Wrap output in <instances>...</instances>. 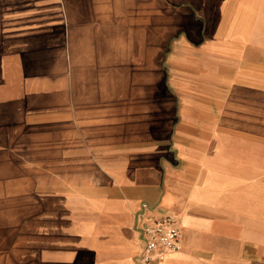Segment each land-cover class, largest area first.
<instances>
[{
  "label": "crops",
  "instance_id": "0c3cea01",
  "mask_svg": "<svg viewBox=\"0 0 264 264\" xmlns=\"http://www.w3.org/2000/svg\"><path fill=\"white\" fill-rule=\"evenodd\" d=\"M143 202L264 264V0H0V264H137Z\"/></svg>",
  "mask_w": 264,
  "mask_h": 264
},
{
  "label": "built area",
  "instance_id": "2783aa9c",
  "mask_svg": "<svg viewBox=\"0 0 264 264\" xmlns=\"http://www.w3.org/2000/svg\"><path fill=\"white\" fill-rule=\"evenodd\" d=\"M138 249L137 264H161L165 256L182 246V219L173 213H159L143 202L135 215Z\"/></svg>",
  "mask_w": 264,
  "mask_h": 264
},
{
  "label": "rangeland",
  "instance_id": "374dc122",
  "mask_svg": "<svg viewBox=\"0 0 264 264\" xmlns=\"http://www.w3.org/2000/svg\"><path fill=\"white\" fill-rule=\"evenodd\" d=\"M4 228V227H3ZM2 229V228H1ZM1 231V230H0ZM2 236H4V235H2Z\"/></svg>",
  "mask_w": 264,
  "mask_h": 264
}]
</instances>
